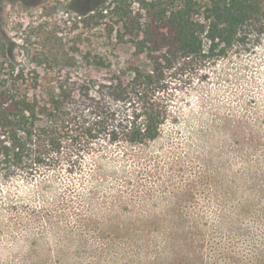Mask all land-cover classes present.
Returning <instances> with one entry per match:
<instances>
[{"label":"trees","instance_id":"1","mask_svg":"<svg viewBox=\"0 0 264 264\" xmlns=\"http://www.w3.org/2000/svg\"><path fill=\"white\" fill-rule=\"evenodd\" d=\"M91 1H72L80 12L74 26L79 30L76 51L57 32L69 20L51 18L15 35L0 24V185L39 181L42 192L50 191L60 170L76 175L85 154L95 151L107 155L117 149L126 159H140L134 149L157 141L174 120L177 77L251 52L264 36V0ZM24 5L32 6L27 0ZM95 42L98 48L92 47ZM123 44L133 46L132 59L120 60L116 49ZM142 56L151 63L150 72L139 67ZM251 177L264 179V172ZM71 186L65 190L76 192ZM100 191L107 194L108 189L94 182L91 194ZM90 207H77L63 197L46 210L32 208L27 225L62 223L72 231L73 239L61 245L66 252L60 251L58 264L147 258L157 253L143 252L144 245L157 242L173 254L176 242L205 226L191 214L165 213L127 224L109 218L112 224L100 227L101 222L81 214ZM70 216L76 220L73 229L67 226ZM220 216L205 236L200 231L197 236L211 254L239 256L237 230L225 227L229 218ZM248 222L240 261L264 264L255 258L261 250L258 235L264 239V211L249 214Z\"/></svg>","mask_w":264,"mask_h":264},{"label":"rangeland","instance_id":"2","mask_svg":"<svg viewBox=\"0 0 264 264\" xmlns=\"http://www.w3.org/2000/svg\"><path fill=\"white\" fill-rule=\"evenodd\" d=\"M27 1L32 6L24 5V0H0V24L5 32H30L28 25L51 18L69 20V24L60 23L58 35L70 41L65 44L72 51L79 49V30L74 26L80 12L73 0H42L38 6H34L38 0ZM92 47L99 45L95 42ZM116 52L121 61H127L135 50L123 44ZM139 67L152 70L145 56ZM174 81V120L164 126L157 141L134 149L140 159H126L117 149L107 155L95 151L85 154L76 175L60 170L49 184L50 191L42 192L39 181L0 185V264L60 263V251L66 252L61 245L73 239L72 231L62 223L31 227L27 221L32 208L46 210L63 197L77 207L91 205L90 212L82 208L81 214L101 222L100 227L112 224L109 218L120 217L127 224L165 213L191 214L205 225L192 231L186 241L176 242L173 254L157 242L144 245L143 252L157 253L147 258L111 259L101 264H246L240 261L247 244L244 227L249 225V214L264 211V203L259 202L264 198V179L251 177L264 172V36L255 50L233 54ZM94 182L108 189L107 194L92 195ZM74 184L76 192L65 190ZM218 215L220 219L228 216L225 227L237 230L235 252H241L239 256L211 254L197 236L198 231L205 236L209 225L216 226ZM67 224L75 228L74 217H68ZM77 232L72 235L76 237ZM262 235H258L261 250L255 256L259 261L264 260Z\"/></svg>","mask_w":264,"mask_h":264}]
</instances>
